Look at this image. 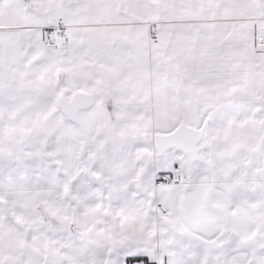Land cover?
<instances>
[{
  "label": "snow or ice",
  "instance_id": "obj_1",
  "mask_svg": "<svg viewBox=\"0 0 264 264\" xmlns=\"http://www.w3.org/2000/svg\"><path fill=\"white\" fill-rule=\"evenodd\" d=\"M0 264H264V0H0Z\"/></svg>",
  "mask_w": 264,
  "mask_h": 264
}]
</instances>
